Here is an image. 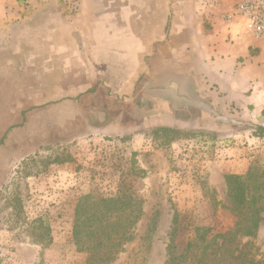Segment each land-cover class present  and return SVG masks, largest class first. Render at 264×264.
<instances>
[{"label": "rangeland", "instance_id": "obj_1", "mask_svg": "<svg viewBox=\"0 0 264 264\" xmlns=\"http://www.w3.org/2000/svg\"><path fill=\"white\" fill-rule=\"evenodd\" d=\"M167 2L169 32L179 17L188 19L193 29L208 32L227 15L233 16L229 26L240 24L244 33L249 31L236 0ZM162 73L140 84L131 94L133 100L120 89L109 88L108 97L102 96L109 112L91 113L101 126L93 130L85 117L71 125L57 101L41 110L29 109L26 122L8 132L0 126V264H87L88 251L75 243L73 223L77 201L88 193L106 197L126 189L134 204L144 209L140 228L157 214L149 250L139 252L134 242L110 264H165L175 213L190 225L186 233L178 234L180 241L184 236L193 239L197 227L209 228V239L234 226L235 216L224 207L230 205L225 174L264 169V138L256 135L257 127L264 125V98L237 106L219 92L201 89L197 93L201 99L236 120L221 121L197 106L148 93L151 79ZM2 76L0 85L6 86ZM1 93L0 108L6 111L10 93L0 87ZM0 111V121L11 116ZM107 122L132 127L107 128L103 125ZM160 126L178 128L189 136L162 145L154 138ZM15 206L21 207L19 213ZM39 220L51 227L49 245L36 240ZM239 240L250 241L252 255L264 260V220L256 236Z\"/></svg>", "mask_w": 264, "mask_h": 264}, {"label": "crops", "instance_id": "obj_2", "mask_svg": "<svg viewBox=\"0 0 264 264\" xmlns=\"http://www.w3.org/2000/svg\"><path fill=\"white\" fill-rule=\"evenodd\" d=\"M168 7L167 0H0V74L7 81L0 87L11 97L9 108H0L11 116L0 126L8 132L26 122L29 109L57 101L71 125L85 117L93 130L101 126L90 115L108 111L102 96L109 88L133 100L132 92L157 72L163 73L147 89L175 78L184 88L189 83L194 94L189 93L215 111L197 95L201 89L219 92L237 106L263 101L264 48L247 23V34L226 19L207 32L177 17L169 32ZM167 97L161 94L163 101Z\"/></svg>", "mask_w": 264, "mask_h": 264}, {"label": "trees", "instance_id": "obj_3", "mask_svg": "<svg viewBox=\"0 0 264 264\" xmlns=\"http://www.w3.org/2000/svg\"><path fill=\"white\" fill-rule=\"evenodd\" d=\"M256 135L264 138V125L257 127ZM187 136L188 133L175 127L160 126L154 130L155 140H160L162 145ZM225 182L230 205L224 207L235 216L234 226L209 239V228L197 227L193 239L184 236L180 241L178 234L186 233L190 225L175 213L165 264H264V260L252 255L250 241L242 243L239 240L243 236H256L264 220V169L261 172L251 169L245 175L227 173ZM15 209L17 213L21 211V207L15 206ZM144 213L126 189L120 188L115 195L106 197H96L92 193L82 195L75 206L73 238L88 251L86 263H113L134 242L139 252L148 251L157 228V214L140 228ZM36 228L37 242L44 246L51 244V227L39 220Z\"/></svg>", "mask_w": 264, "mask_h": 264}, {"label": "water", "instance_id": "obj_4", "mask_svg": "<svg viewBox=\"0 0 264 264\" xmlns=\"http://www.w3.org/2000/svg\"><path fill=\"white\" fill-rule=\"evenodd\" d=\"M148 91H152L153 93L168 95L176 103L186 101L191 104L197 105L205 109L207 112H209L212 116H214L218 120L228 121L233 123L236 122V120L223 116L222 114L215 111L212 107L206 106L205 104H203L202 101L192 96L184 88V83L181 80L175 78H169L164 81H155V83L148 88ZM247 124L252 125L253 127H257V125L253 123H247Z\"/></svg>", "mask_w": 264, "mask_h": 264}, {"label": "built area", "instance_id": "obj_5", "mask_svg": "<svg viewBox=\"0 0 264 264\" xmlns=\"http://www.w3.org/2000/svg\"><path fill=\"white\" fill-rule=\"evenodd\" d=\"M235 6L238 14L245 19L255 39L264 48V0H236ZM232 19V15H227V21H232Z\"/></svg>", "mask_w": 264, "mask_h": 264}, {"label": "flooded vegetation", "instance_id": "obj_6", "mask_svg": "<svg viewBox=\"0 0 264 264\" xmlns=\"http://www.w3.org/2000/svg\"><path fill=\"white\" fill-rule=\"evenodd\" d=\"M171 76H173V77H175V75L174 74H172ZM185 89L188 91V92H190V93H193L194 94V92H193V90H192V88H191V85L189 84V83H185ZM148 93H150V94H152V95H155V96H157V97H161V94H156V93H153V92H149L148 91ZM195 96V95H194ZM196 97H198V96H196ZM199 98V97H198Z\"/></svg>", "mask_w": 264, "mask_h": 264}]
</instances>
